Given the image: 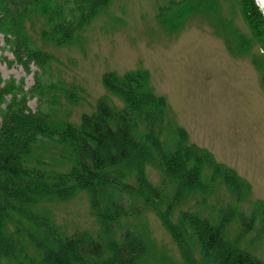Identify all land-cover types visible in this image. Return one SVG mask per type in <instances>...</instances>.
<instances>
[{
  "label": "trees",
  "instance_id": "obj_1",
  "mask_svg": "<svg viewBox=\"0 0 264 264\" xmlns=\"http://www.w3.org/2000/svg\"><path fill=\"white\" fill-rule=\"evenodd\" d=\"M111 1L0 0V35L16 62L27 72L30 65L36 66L41 76L49 56L35 49L26 24L40 18L43 39L70 45ZM222 1L230 0H172L158 8L156 21L175 34L188 17L217 15L221 30L238 39L242 50L253 42L264 57V18L255 1L236 0L252 41L233 20L224 27L218 18ZM35 82L29 92L42 98L38 76ZM102 85L123 107L116 109L101 99L95 112L82 116L77 126L54 125L45 112H30L21 87L0 89V103L5 94L13 97L0 106V264H151L146 231L122 224L146 211L158 218L184 264H264L242 247L249 234L255 236L251 245L264 235V204L252 203L249 214L240 210L250 185L208 150L189 142L186 131L172 121L166 100L149 87V73H107ZM39 139L64 148L72 163L68 173L23 166V158ZM146 167L159 173L158 186L148 180ZM221 186L229 200L217 210L215 220L179 209L191 199L206 205ZM79 192L87 194L98 222L95 238L88 233L63 236L50 213L40 208L47 201L71 200ZM233 224L235 236L230 235Z\"/></svg>",
  "mask_w": 264,
  "mask_h": 264
},
{
  "label": "rangeland",
  "instance_id": "obj_2",
  "mask_svg": "<svg viewBox=\"0 0 264 264\" xmlns=\"http://www.w3.org/2000/svg\"><path fill=\"white\" fill-rule=\"evenodd\" d=\"M170 1L112 0L87 28L76 34L70 45L62 46L43 39V21L32 18L26 24L27 34L35 49L49 56L44 74L40 76L34 65L27 72L0 35V89L10 84L21 87L30 112H45L54 125L77 126L82 116L95 112L101 99L116 109L123 107L103 87V75L147 71L149 87L166 100L172 121L186 131L189 142L208 150L217 162L234 170L250 185L248 199L239 206L249 214L252 203L264 204L262 51L253 42L242 50L238 39L226 29L221 30L217 15L188 17L175 34L167 32L157 23L156 15L158 8ZM222 7L218 18H222L224 27L233 20V26L252 41L237 1H222ZM37 76L38 88L44 92L42 98L29 92L37 85ZM12 98V94L2 96L1 108ZM16 98L19 100L21 94ZM23 166L46 173H68L72 163L63 147L39 139L23 158ZM145 170L150 183L158 186L159 173L150 167ZM228 200L221 186L206 199V205L200 199H191L179 209L215 220L217 210ZM40 208L50 213L53 225L63 236L88 233L95 238L99 233L85 192L65 202H44ZM179 209L174 212V221ZM122 224L146 231L152 246L151 264H184L174 241L152 212L123 219ZM236 227H230L231 236H235ZM254 237L246 236L242 247L264 261V235L251 245Z\"/></svg>",
  "mask_w": 264,
  "mask_h": 264
},
{
  "label": "bare ground",
  "instance_id": "obj_3",
  "mask_svg": "<svg viewBox=\"0 0 264 264\" xmlns=\"http://www.w3.org/2000/svg\"><path fill=\"white\" fill-rule=\"evenodd\" d=\"M255 2L262 14L264 15V0H255Z\"/></svg>",
  "mask_w": 264,
  "mask_h": 264
},
{
  "label": "water",
  "instance_id": "obj_4",
  "mask_svg": "<svg viewBox=\"0 0 264 264\" xmlns=\"http://www.w3.org/2000/svg\"><path fill=\"white\" fill-rule=\"evenodd\" d=\"M255 1V0H254ZM255 5H256V7L258 8V6H257V4H256V2H255ZM258 10L260 11V9L258 8ZM261 12V11H260ZM261 14H262V12H261ZM262 16H263V18H264V15L262 14Z\"/></svg>",
  "mask_w": 264,
  "mask_h": 264
}]
</instances>
